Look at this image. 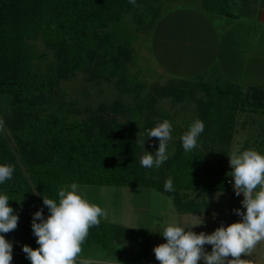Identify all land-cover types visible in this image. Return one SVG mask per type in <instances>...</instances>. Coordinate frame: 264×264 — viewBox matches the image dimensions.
Listing matches in <instances>:
<instances>
[{"label": "trees", "instance_id": "1", "mask_svg": "<svg viewBox=\"0 0 264 264\" xmlns=\"http://www.w3.org/2000/svg\"><path fill=\"white\" fill-rule=\"evenodd\" d=\"M139 1L163 0H136ZM211 1L205 0L206 10L220 12L213 9L218 0ZM132 7L129 0H0V99H6L8 105L3 124L7 132L0 131V165L14 166L12 179L0 184V194L9 197V206L19 217L17 228L5 235L13 246L11 264H30L22 246L38 247L31 228L34 210L38 206L47 217L42 198L58 201L62 185L75 182L152 188L171 197L179 213L198 212L205 205L204 199L190 198L188 191L198 190L204 197L214 191L232 190L222 170L218 171L208 159V155H213L214 142L227 146L224 136L231 124V110H238L228 101L235 97L234 90L224 85L178 79L181 84L170 89L169 95L180 101L196 98V90L205 93L195 100L197 119L203 121L204 131L197 147L185 152L180 137L192 124L187 123L186 130H180L173 153L159 168L142 167L138 156L139 139L165 120L160 117L159 121H141L140 114L155 113L148 102L126 109L130 116L125 122L116 118L120 104L115 101L110 106H100L99 114L84 121L33 113L38 101L30 95L53 90L75 72H88L91 81H111L122 76L127 69L124 60H129L130 55L114 47L109 36L100 32L121 23ZM39 38L54 57L44 69L38 61L47 55L38 53L31 43ZM258 97L264 99V91ZM258 107L264 108V102L258 103ZM140 128L142 134L138 137ZM149 140L156 150L158 140ZM209 147L211 153L207 152ZM169 177L173 181L172 192L164 190ZM149 244L147 229L126 228L101 220L98 227L89 230L81 256L91 255L92 250L120 260L122 247L126 246L131 249V260L142 262L147 261Z\"/></svg>", "mask_w": 264, "mask_h": 264}, {"label": "rangeland", "instance_id": "2", "mask_svg": "<svg viewBox=\"0 0 264 264\" xmlns=\"http://www.w3.org/2000/svg\"><path fill=\"white\" fill-rule=\"evenodd\" d=\"M201 1L204 5V0L136 2V5L124 16L121 23L111 24L107 29L100 32L109 36L114 47L122 48L129 53V60H124L127 69L122 76L111 81L102 79L91 81L89 80L90 76L88 72H75L66 79L61 80L53 90L43 95H30L31 98H36L38 101V105L33 109V113L47 118L65 116L71 121H84L99 114L100 106H110L115 101L120 104L116 118L120 122H125L130 116V113L126 112V109L132 110L138 103L143 101L148 102L149 105H152L155 113L150 115L143 111L144 113L140 114V119L142 122L147 118L150 121H156L161 117L170 121L173 130L171 133L172 138L167 145V154L171 155L176 147L175 143L180 130L185 128L187 123L193 122L198 118L199 110L197 109L195 100L198 97H203L205 93L201 90H196L194 93L196 98L189 101L186 99L181 101L176 100L172 95H169L171 94L170 89L174 86L178 87L181 83L177 78L159 72L151 62L150 54L147 50L150 25L152 19L162 12L163 9L168 10V8L174 6L178 9H180V6H196ZM208 2L212 1L208 0ZM213 9L214 11L220 10V12H231L233 14H235L234 12L237 14L241 12H239L235 0H220L219 3L213 5ZM31 43L38 53H45L47 55L45 59L38 61L41 68L44 69L47 64L54 60L53 53L45 47L41 38ZM120 77L122 81H120ZM206 79L212 78L206 76L201 80ZM199 82L203 83V81ZM237 98L231 97L228 101L229 105L238 108L239 111L241 109V99ZM7 108V100L0 99V120L3 121V124L5 117L8 115ZM231 112L233 117L235 114L237 115V112H233L232 110ZM140 127H142V123ZM3 131H6L4 126ZM141 134L142 130L140 128L137 134L138 137ZM141 140L140 138L138 141L139 147H141L138 155L139 160L145 151L152 154L156 151L149 139L145 138L143 145ZM232 142H234L232 143V151L246 148L242 139H232ZM237 142L238 145H236ZM218 143V141L213 143L215 146L211 149L214 156L210 154L208 155V159L211 163H214L215 168L219 171L227 169L229 160L227 159L224 162V159H222V153L225 152L226 145H219ZM221 148L223 149L221 150ZM211 149L209 147L207 152L211 153ZM256 151H261V154L264 155V146L259 145ZM66 186L68 185H62L61 187ZM79 186H81L83 195L89 202L100 206L106 211L107 217H102V221L126 228H145L152 234L154 247L166 242H163V237L161 236L162 225L173 222L180 225V213H176L172 198L152 188ZM191 192L194 193L193 195H203L198 190L186 193L191 194ZM39 209L37 206L34 211L36 212ZM122 250L124 252L120 260L106 258L100 252L92 250H90L91 255L87 257L104 262V264H127V261H132L128 252L131 249L123 246ZM150 260L156 261L153 251Z\"/></svg>", "mask_w": 264, "mask_h": 264}, {"label": "clouds", "instance_id": "3", "mask_svg": "<svg viewBox=\"0 0 264 264\" xmlns=\"http://www.w3.org/2000/svg\"><path fill=\"white\" fill-rule=\"evenodd\" d=\"M133 6L136 0H129ZM3 121L0 120V131ZM172 124L165 119L146 132L147 138H156L158 148L155 153L144 152L140 164L145 168H159L168 159L167 145L172 136ZM204 131L203 121L196 119L181 137L185 152L197 147L199 136ZM145 137L141 140L143 145ZM231 180L236 196H242L240 209L234 213L238 222L227 226L221 224L211 234L193 232L191 229L202 225V219L190 229L178 223L162 225L161 236L166 241L153 248L158 264H252L242 257L250 255L255 247L264 241V155L254 149L233 151L229 157ZM14 166L0 165V184L12 179ZM166 192L174 191L172 178L164 184ZM58 201L42 198L48 215L43 209L34 213L31 228L38 247L22 246V252L30 264H104L99 260L82 257V245L89 230L98 227L107 213L100 206L89 202L83 195L81 186L73 182L58 191ZM18 215L9 206V197L0 194V264H11L12 243L5 235L18 226ZM39 221V222H37ZM211 251H205V246Z\"/></svg>", "mask_w": 264, "mask_h": 264}, {"label": "crops", "instance_id": "4", "mask_svg": "<svg viewBox=\"0 0 264 264\" xmlns=\"http://www.w3.org/2000/svg\"><path fill=\"white\" fill-rule=\"evenodd\" d=\"M235 1L239 14L208 12L202 1L196 6L163 9L150 25L147 48L151 62L162 74L180 80L208 76L212 79L204 82L224 85L234 90L235 98L241 99V109L234 117L230 115L231 124L225 131L228 140L222 153L224 162L233 152L232 139H242L245 144L246 148L239 151L264 146V108L258 107V103L264 102L258 97L264 91V0ZM222 172L232 183L231 168L228 166ZM193 194L189 197L196 201L204 199L205 205L198 212L180 213V226L190 229L202 219V225L191 229L197 234H211L221 224L238 222L240 217L234 210L244 211L243 197L236 196L234 189L214 191L204 197ZM175 211L179 213L176 208ZM149 241L147 261H127L129 264H158L150 260L154 248L150 231ZM205 251L210 252L211 246L206 245ZM242 258L252 264H264V241Z\"/></svg>", "mask_w": 264, "mask_h": 264}, {"label": "built area", "instance_id": "5", "mask_svg": "<svg viewBox=\"0 0 264 264\" xmlns=\"http://www.w3.org/2000/svg\"><path fill=\"white\" fill-rule=\"evenodd\" d=\"M229 185L232 187V189H233V185H232V183H229Z\"/></svg>", "mask_w": 264, "mask_h": 264}]
</instances>
